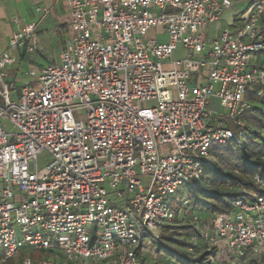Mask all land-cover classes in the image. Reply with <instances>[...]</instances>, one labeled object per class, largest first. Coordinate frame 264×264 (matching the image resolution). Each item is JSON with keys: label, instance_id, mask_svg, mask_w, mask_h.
<instances>
[{"label": "built area", "instance_id": "2783aa9c", "mask_svg": "<svg viewBox=\"0 0 264 264\" xmlns=\"http://www.w3.org/2000/svg\"><path fill=\"white\" fill-rule=\"evenodd\" d=\"M66 1L72 35L59 62L7 83V69L38 51L39 22L17 18L0 53V264H149L176 219L195 226L190 243L212 252L211 264H264V195L248 192L229 214L195 210L185 196L214 147L251 137L264 0H249L214 39L208 27L238 0Z\"/></svg>", "mask_w": 264, "mask_h": 264}, {"label": "trees", "instance_id": "16d2710c", "mask_svg": "<svg viewBox=\"0 0 264 264\" xmlns=\"http://www.w3.org/2000/svg\"><path fill=\"white\" fill-rule=\"evenodd\" d=\"M256 91H262V96L256 97ZM248 98L255 102L253 109L245 115L251 137L240 144L212 149L203 181L190 196L195 210L229 214L233 202L247 197L248 192L264 195V189L252 178L258 174L264 179V86L254 87ZM194 233V225L176 219L175 225L164 230L155 253L169 254L174 257V264H211L212 252H200L189 242L188 238Z\"/></svg>", "mask_w": 264, "mask_h": 264}, {"label": "crops", "instance_id": "0c3cea01", "mask_svg": "<svg viewBox=\"0 0 264 264\" xmlns=\"http://www.w3.org/2000/svg\"><path fill=\"white\" fill-rule=\"evenodd\" d=\"M244 2V1H243ZM248 2V1H247ZM49 9L50 13L42 18L39 9ZM245 12V11H244ZM244 12H238L237 9L229 10L224 20L226 22L225 29H229L233 24H238ZM17 18L21 24L31 22H39L38 25V51L36 56H40L41 60L47 62L45 65H37L39 67L59 62L62 50L67 40L72 35L70 30V9L66 0H0V53L5 52L9 48V41L16 29L13 20ZM223 31V30H222ZM222 31L214 34L210 39L216 38ZM55 51L56 59L49 60V54ZM13 55L20 57L19 53L13 51ZM27 55H22L19 63L7 69V83L11 86H21L24 82L19 78V72L27 62ZM28 63V62H27ZM34 63V62H30ZM36 63V62H35ZM34 63V64H35ZM259 67H264V55L258 61ZM217 101H213L210 105H216Z\"/></svg>", "mask_w": 264, "mask_h": 264}, {"label": "rangeland", "instance_id": "374dc122", "mask_svg": "<svg viewBox=\"0 0 264 264\" xmlns=\"http://www.w3.org/2000/svg\"><path fill=\"white\" fill-rule=\"evenodd\" d=\"M244 1V2H243ZM247 1H249V0H238V1H235V3H234V6H233V8L232 9H237L238 10V12H244L245 11V9L247 8V6H248V2ZM226 22L227 21H225L224 19L221 21V22H219V23H216V24H213V25H210L209 27H208V29H207V31H206V34H205V36H206V38L207 39H210L211 37H213L214 36V34H216V33H218V32H220V31H222V30H224V28L226 27ZM151 36H152V34H151ZM162 41H164L165 39H166V37L165 36H163L162 38ZM34 54H36V53H34ZM34 54H29L28 56H27V62H25V65L22 67V69H21V71L19 72V78H21V79H23V73L26 71V69L30 66V65H35V66H37V65H45V64H47V62H44V61H42L41 60V57L38 55V56H36V55H34ZM56 52L55 51H51V53L49 54V60H51V59H56L57 57H56ZM176 56H178V53L176 54ZM30 62H36L35 64L34 63H30ZM37 64V65H36ZM21 93H20V90H18V96L20 95ZM142 107H145V106H142ZM210 109H212V110H217V111H220L221 109L219 108V106H218V104H217V106L216 105H212L211 107H210ZM75 117L78 119H85V117L84 116H78L77 115V113L75 114ZM222 122H224V123H226V124H229V123H231V121L229 120V119H227V118H224L223 119V121ZM213 126H216L217 125V123L218 122H215V121H211L210 122ZM227 127V126H226ZM50 162V158H49V156L48 155H46L45 153L44 154H41L40 156H39V160H38V168L39 169H42L43 167H45L48 163ZM185 193V192H184ZM185 196L186 197H188V196H191L190 194H189V192H186V194H185ZM188 224V223H187ZM96 230H97V226L96 225H94L93 226V228H92V240H94V238L96 237V235H97V232H96ZM51 240L53 241V243L56 245V246H59L60 245V241H59V237L58 236H55V235H53L52 237H51ZM188 240H189V242H190V239L188 238ZM154 245H155V247H157V245H158V243L156 242H154ZM1 253L3 254V251H1ZM43 255V253H39V252H34V253H32V256L34 257V258H38V257H41ZM21 259V256H19L16 260H20ZM146 259H147V261H148V263L149 264H174L173 263V261H175L174 260V257H172V256H170L169 254H162V255H158V253L156 254L155 252H147L146 253ZM8 264H14V261H11V262H9Z\"/></svg>", "mask_w": 264, "mask_h": 264}]
</instances>
